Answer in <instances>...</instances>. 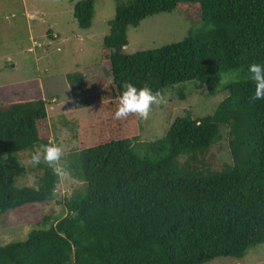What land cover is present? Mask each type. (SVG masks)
<instances>
[{
    "label": "trees",
    "instance_id": "trees-1",
    "mask_svg": "<svg viewBox=\"0 0 264 264\" xmlns=\"http://www.w3.org/2000/svg\"><path fill=\"white\" fill-rule=\"evenodd\" d=\"M174 9L209 27L156 49L124 51L128 26ZM93 10L94 0L73 5L80 28L91 26ZM100 58L116 96L82 107L87 115L77 119L67 160L81 185L68 197L58 196L42 164L35 186L16 185L27 173L19 154L50 143L51 128L37 77L0 85V219L23 223L28 211L31 225L24 241L0 245V264H205L264 243V99L250 100L247 71L264 65V0L117 1ZM229 70L239 78L225 83ZM124 81L171 88L178 101L223 95L212 113L187 111L162 137L140 141L139 119H114ZM216 143L226 161L217 162ZM58 205L64 214H55Z\"/></svg>",
    "mask_w": 264,
    "mask_h": 264
},
{
    "label": "rangeland",
    "instance_id": "rangeland-1",
    "mask_svg": "<svg viewBox=\"0 0 264 264\" xmlns=\"http://www.w3.org/2000/svg\"><path fill=\"white\" fill-rule=\"evenodd\" d=\"M77 1L0 0V85L35 77L40 80L51 142L63 147L66 160L75 148L77 119L87 115L83 105L95 103L98 95L102 102L116 96L109 64L103 62L100 55L117 1L128 3L131 0H94L93 19L88 28H80L73 16V5ZM208 27L200 20L185 18L179 9L148 15L137 26L127 27L128 43L124 51L156 49ZM238 78L236 71L229 70L220 79L228 83ZM169 89L162 92L166 103L154 106L149 118L140 120V141L162 137L172 121L187 111L194 116L212 113L223 95L220 92L215 98L205 99L195 93L178 101ZM77 109V117H74ZM217 148L216 143L212 153L218 156L217 162L226 161L227 153ZM29 155L28 152L19 154L27 173L16 179L17 186H35L42 173L28 165ZM80 185L70 177L58 185L56 191L58 196L68 197ZM54 209L55 214L66 212L62 205ZM20 215L23 223L18 224L14 223L12 215L1 216L0 245L22 242L28 237L31 230L26 222L28 211ZM205 264H264V243L252 247L240 258L220 256Z\"/></svg>",
    "mask_w": 264,
    "mask_h": 264
},
{
    "label": "clouds",
    "instance_id": "clouds-1",
    "mask_svg": "<svg viewBox=\"0 0 264 264\" xmlns=\"http://www.w3.org/2000/svg\"><path fill=\"white\" fill-rule=\"evenodd\" d=\"M247 71L248 78L254 85L250 100L254 102L264 99V65L250 63ZM121 88L114 112L116 120H124L129 116L147 120L154 106L159 107L166 103L164 95L159 90L153 91L147 85L137 88L132 83L124 81ZM27 163L31 167L42 164L49 168L57 179V185L63 184L71 176L70 163L65 159L64 149L55 142L40 144L37 150L30 153Z\"/></svg>",
    "mask_w": 264,
    "mask_h": 264
}]
</instances>
